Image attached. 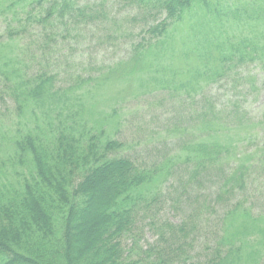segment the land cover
Masks as SVG:
<instances>
[{
	"label": "trees",
	"instance_id": "trees-1",
	"mask_svg": "<svg viewBox=\"0 0 264 264\" xmlns=\"http://www.w3.org/2000/svg\"><path fill=\"white\" fill-rule=\"evenodd\" d=\"M115 1L137 9V16L153 13L163 17L140 31L139 41L131 44L125 62L106 70H87V76L72 74L74 85L98 78H107L103 82L113 77L124 80L132 65L141 57H149V48L166 38L173 24H180L197 9L239 26L264 24V0ZM103 6L104 1L98 0L97 9ZM97 9L81 0H0V17L8 24L7 42L23 34L27 25L33 31L37 25L46 26L42 33L62 27L65 34L61 40L74 42L78 27L107 18ZM11 22L19 23L18 32L10 31ZM112 27L108 39L116 41L123 32L120 26ZM143 34H147L146 41L141 38ZM1 38L0 49L4 46ZM25 54L22 47L19 56L24 70L10 67L11 62L0 65L4 81L0 124L25 121V108L48 96L53 76H57L48 63L36 68V73L29 72L34 61L26 60ZM74 55L73 51L66 53L68 57ZM216 60L212 82L230 72L236 75L248 65L264 69V44L255 33L251 37L226 38L218 45ZM173 87L169 79L167 85L164 82L162 90L176 95L156 99L158 105L192 107L194 96L180 94V88ZM237 100L218 109L213 103L211 109L205 106L193 115L190 125L194 128L182 127L183 135L188 133L190 138L177 137L178 128L161 130L156 148L150 149L153 156L149 161L141 153H145L144 145L152 137L136 139L135 151L140 149V153L130 155L124 141L105 137L99 130L86 131L62 119L29 128L18 125L11 134L0 132V264H248L257 255L255 246L260 245L254 242V235L264 241V226L256 228L264 224V214L251 215L255 199L264 195V158L250 148L228 158L230 148L221 141V119L241 121L244 112ZM7 101H12L10 108L5 106ZM191 130L209 139L195 141ZM168 145H174V149L165 157L162 150L168 153ZM162 181L168 186L160 191L157 187L154 192L155 183ZM162 196L171 197V208L180 203L186 215L176 223L157 214L147 215ZM211 214L218 218L213 240H199L203 236L199 229ZM140 221H147L146 228L156 237L146 247L139 245L136 236L141 233ZM195 246L210 252L205 262L195 259Z\"/></svg>",
	"mask_w": 264,
	"mask_h": 264
},
{
	"label": "rangeland",
	"instance_id": "rangeland-1",
	"mask_svg": "<svg viewBox=\"0 0 264 264\" xmlns=\"http://www.w3.org/2000/svg\"><path fill=\"white\" fill-rule=\"evenodd\" d=\"M6 1L10 3L12 0ZM97 1L81 0L92 9H97ZM102 1H104L103 8L96 11L104 13L107 18L81 29L78 27V36L70 43L69 40H61L60 36L65 34L62 27L52 30L48 28L42 33V29L46 28L43 25H37L34 28L36 31L32 30V26L27 25L23 34L18 33L19 37L7 42L5 29L8 24L0 17V35L4 42L2 43L4 46L0 49V65L11 62L8 64L10 67L24 70L25 65L19 56L23 47L26 53L25 59L34 61L30 63L29 72L36 73L38 71L36 68L44 63H48L50 68H55L57 72V76H53L49 95L30 103L25 108V121L0 124V132L11 134L18 125L21 128H29L49 120L62 119L64 123L73 122L74 126L78 125L86 131L99 130L105 137L124 141L127 147L129 146L130 155L135 154L136 151L140 153V149L135 151L136 139L148 140L152 137L144 145L145 153H141L147 156L144 160L149 161V156H153L150 149L156 148L155 143L159 137L157 133L161 130L178 128L180 132L177 133V137L190 138L188 133L187 136L183 135L182 127L194 128L195 125H190L193 122V115H198L206 109L205 106L211 109L213 103L218 109L238 99L237 105L242 106L244 112L241 121L234 122L235 118L221 119V141L230 148L228 158L248 148L257 151L255 152L257 156L262 155L264 158V69L256 65H248L243 71L240 69L236 72V75L230 72L217 82L211 81L212 71L217 67L218 45L226 38L251 37L254 33L264 44V24L254 27L239 26L206 15L204 11L197 9L180 24H173L166 38L157 41L155 47L149 48L146 52L149 57H141L138 63H134L130 68L131 73L126 75L124 80L113 77L103 82L107 78H98L90 83L74 85L70 77L72 74L87 76L89 74L87 70H106L117 62H125L130 54L131 44L140 37V31L147 24L151 26V23H156L163 17L153 13L151 16L147 13V16L141 13L137 16V9L132 6L125 8L115 0ZM18 25L11 22L10 31L18 32ZM112 26H120L119 30L123 32L122 35H118L116 41L111 37L108 39V36H111L109 33L114 29ZM73 33L72 31L71 34ZM141 38L146 41L147 34H143ZM51 46H53L52 50ZM70 51L74 52L73 57L66 56ZM99 66L103 67L97 68ZM92 77L96 76L92 75ZM168 79L174 84L173 88H180V94L194 96L196 101L193 99L192 107L183 108L169 103L158 105L156 99L164 95L168 98L176 95L174 92L162 90L164 82L167 85ZM3 83L0 77V91L4 88ZM137 96L141 99L134 100ZM5 106L10 108L12 101L5 102ZM1 108L3 103L0 110ZM149 132L154 133V136ZM192 134L196 138L195 141L208 138L206 134L201 135L198 131ZM213 136L211 134V138ZM167 149L168 153L165 149L162 150L165 157L166 154H172L174 145H168ZM11 180L15 179L11 178ZM162 180L164 181L165 177ZM163 181L161 184L155 183L154 192L158 191L157 187L160 191L168 186V183ZM102 193L103 189L98 196H102ZM170 198L162 196L160 202L147 215L157 214V217L163 220L178 222L186 214L180 203L176 202L173 208L169 207ZM189 203L190 200L186 204ZM251 212V215L264 214V195L257 201L255 199ZM216 216L211 214L202 223L199 230L204 237L201 236L199 240H213L216 219H218ZM146 222H139L141 233L136 235L140 238L139 245L142 247H146L156 239L152 231L146 228ZM263 226L264 224H261L256 228ZM254 236V242L259 241L260 245L255 246L254 251L257 255L248 264H264L263 238L257 234ZM201 249L202 247L195 246L193 252L195 259L200 263L210 257L209 251L203 252ZM250 254L253 255V252Z\"/></svg>",
	"mask_w": 264,
	"mask_h": 264
}]
</instances>
